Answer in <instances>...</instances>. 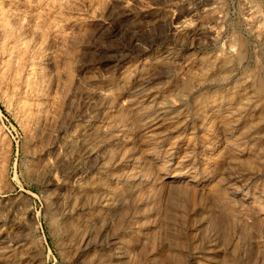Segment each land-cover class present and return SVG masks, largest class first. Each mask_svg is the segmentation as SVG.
<instances>
[{"label":"rangeland","instance_id":"1","mask_svg":"<svg viewBox=\"0 0 264 264\" xmlns=\"http://www.w3.org/2000/svg\"><path fill=\"white\" fill-rule=\"evenodd\" d=\"M0 233V264H264V0H0Z\"/></svg>","mask_w":264,"mask_h":264},{"label":"bare ground","instance_id":"2","mask_svg":"<svg viewBox=\"0 0 264 264\" xmlns=\"http://www.w3.org/2000/svg\"><path fill=\"white\" fill-rule=\"evenodd\" d=\"M217 8V7H216ZM221 12V11H220ZM216 15V14H215ZM220 16V15H219ZM209 18H210V15H209ZM215 18H216V16H215ZM211 19H213V18H211ZM223 20V19H222ZM188 21V20H187ZM209 21V20H208ZM185 22V21H184ZM206 22V21H205ZM218 23V22H217ZM208 24V23H207ZM211 26H213V25H211ZM195 33V32H194ZM178 34V33H177ZM215 35V34H214ZM207 37V36H206ZM189 40V39H188ZM207 40V39H206ZM205 40V41H206ZM191 46V45H190ZM188 48V47H187ZM172 50V49H171ZM178 57V56H177ZM159 58V57H158ZM163 59V58H162ZM182 59V58H181ZM191 60V59H190ZM182 61V60H181ZM199 68V67H198ZM197 68V69H198ZM239 69V68H238ZM197 72V71H196ZM203 72H204V70H203ZM195 74V73H194ZM205 74V73H204ZM242 74V73H241ZM240 74V75H241ZM199 75H200V73H199ZM200 77V76H199ZM203 77V76H202ZM196 78V77H195ZM205 78V77H204ZM197 79V78H196ZM207 80V79H206ZM196 81V80H195ZM243 81V80H242ZM203 83H204V81H202ZM212 83V82H211ZM233 83V82H232ZM200 84V83H199ZM247 85V84H246ZM196 86V85H195ZM202 86V85H201ZM216 86V85H215ZM194 92V91H193ZM94 94V93H93ZM91 96V95H90ZM157 99V98H156ZM186 100V99H185ZM134 102V101H133ZM132 102V103H133ZM167 103V102H166ZM176 103V102H175ZM140 105V104H139ZM139 105H138V107H139ZM156 105V104H155ZM172 105V104H171ZM173 105H174V103H173ZM181 105V104H180ZM183 105V104H182ZM141 106V105H140ZM135 107V106H134ZM211 109V108H210ZM221 110V109H220ZM169 112V111H168ZM181 119V118H180ZM87 155V154H86ZM137 162V161H136ZM172 165H174V164H172ZM126 166V165H125ZM184 167V166H183ZM168 168V167H167ZM170 169V168H169ZM192 172V171H191ZM163 173V172H162ZM245 173V172H244ZM182 175L179 173V172H176V173H174L173 175H172V181H174V182H176V181H179V180H181V177ZM184 176V175H183ZM124 178V177H123ZM152 178H153V176H152ZM250 178V177H249ZM114 180V179H113ZM146 180H148V179H146ZM153 180V179H152ZM149 181V180H148ZM168 181V180H167ZM188 182H190V183H195V179H188L187 180ZM114 182V181H113ZM127 183V182H126ZM134 183V182H133ZM145 186V185H144ZM153 186V185H152ZM243 190V189H242ZM251 190V189H250ZM233 192V191H232ZM249 192V191H248ZM231 193V192H230ZM241 194V193H240ZM232 195V194H231ZM238 195V194H237ZM251 195V194H250ZM245 196V195H244ZM261 196V195H260ZM242 201V200H241ZM144 202V201H143ZM247 202V201H246ZM250 204V203H249ZM256 206V205H255ZM9 209L13 212V217H12V220H14L15 218H16V216H18V213H19V210L20 209H18V208H15L13 205H10L9 206ZM77 209H82V206H78L77 207ZM261 214V213H260ZM142 215V214H141ZM150 215V214H149ZM3 226V225H2ZM10 228V227H9ZM114 241H115V237H111L110 238V242L113 244L114 243ZM25 245V243L24 242H18L17 244L13 241V240H9L8 238H6V236L5 237H3V234L2 233H0V249H2V248H8L6 251L7 252H13V250H15L17 247H19V246H21V247H23ZM94 245V246H93ZM93 247H96V245L94 244V243H88L87 244V249H90V248H93ZM86 250V249H85ZM28 251V250H27ZM92 251V250H91ZM89 252V251H88ZM9 259V258H8ZM9 261V260H8Z\"/></svg>","mask_w":264,"mask_h":264}]
</instances>
